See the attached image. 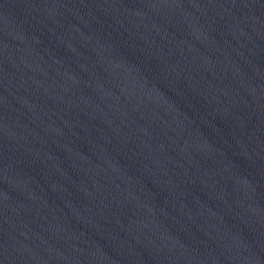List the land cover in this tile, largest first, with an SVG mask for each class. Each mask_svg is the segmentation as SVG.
Returning a JSON list of instances; mask_svg holds the SVG:
<instances>
[{"label": "water", "instance_id": "1", "mask_svg": "<svg viewBox=\"0 0 264 264\" xmlns=\"http://www.w3.org/2000/svg\"><path fill=\"white\" fill-rule=\"evenodd\" d=\"M0 264H264V0H0Z\"/></svg>", "mask_w": 264, "mask_h": 264}]
</instances>
